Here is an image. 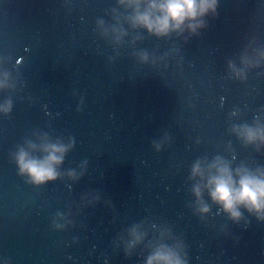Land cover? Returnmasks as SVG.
Wrapping results in <instances>:
<instances>
[{
    "label": "water",
    "instance_id": "1",
    "mask_svg": "<svg viewBox=\"0 0 264 264\" xmlns=\"http://www.w3.org/2000/svg\"><path fill=\"white\" fill-rule=\"evenodd\" d=\"M122 13L117 0H0V264H145L153 241L187 264H264V222L232 223L206 191L201 216L191 176L217 158L264 168V145L232 130L264 125V0H218L186 42L129 29L117 43ZM244 57L260 67L240 79L228 62ZM43 143L68 151L61 178L34 186L14 156ZM133 227L147 235L126 256Z\"/></svg>",
    "mask_w": 264,
    "mask_h": 264
},
{
    "label": "clouds",
    "instance_id": "2",
    "mask_svg": "<svg viewBox=\"0 0 264 264\" xmlns=\"http://www.w3.org/2000/svg\"><path fill=\"white\" fill-rule=\"evenodd\" d=\"M217 7L218 0H117V8L123 9V13L115 17L111 31L117 43L128 35L129 29L137 33V39H142L139 33L146 32L148 36L157 39H168L173 35L177 38L184 37L186 42L188 37L198 35L207 26L206 17L215 16ZM113 12H116V8ZM103 23L100 21L101 25ZM125 24L128 26L127 30ZM137 55L142 62H148L147 52L141 51ZM241 64L244 67L237 68L234 63L228 62L230 72L240 79L246 78L248 68L260 67L258 61L253 63L248 57L242 58ZM11 111V99L5 100L0 105V112L8 115ZM232 130L246 145H255L257 152L259 146L264 145V125L258 122L234 125ZM29 147L32 153L38 154L19 148L14 156L18 174L34 186L60 179L58 169L64 163L68 148L58 143H43L39 149L36 145ZM191 176L200 182L193 189V195L199 204L201 216L211 211V206L203 199L206 191L211 204L217 207L218 214L222 212L232 223L239 224L241 220H245V211L264 222V168L253 170L238 167L233 170L230 164L217 158L206 169L197 162L191 169ZM245 224L247 225V221ZM146 235L133 227L129 232L130 240L125 246V255L130 256L144 242ZM148 248L150 252L145 264H187L186 256L181 255L178 247L153 241Z\"/></svg>",
    "mask_w": 264,
    "mask_h": 264
}]
</instances>
